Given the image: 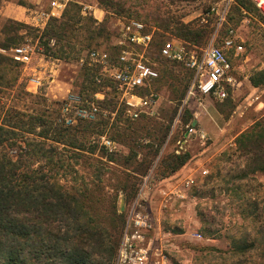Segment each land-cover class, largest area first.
<instances>
[{
    "label": "rangeland",
    "instance_id": "374dc122",
    "mask_svg": "<svg viewBox=\"0 0 264 264\" xmlns=\"http://www.w3.org/2000/svg\"><path fill=\"white\" fill-rule=\"evenodd\" d=\"M52 1L0 0V45L3 46L0 49L31 44L36 52L32 67L38 72L46 71L41 91L31 93L27 90L23 66L0 52L11 60L0 68V107L28 116L42 115L47 121L44 126L47 129L51 126L62 130L74 129V135L69 138L65 132L60 143L48 141L70 161L67 175L61 172V183L87 190L93 213L103 216L108 226L113 222L112 215L116 217L112 224L122 222L123 216L127 219L128 208L148 179L143 203L158 224L159 239L174 264H264L260 251L243 253L234 248L236 242H252L256 236L260 238L259 233L264 230V175L252 174L242 179L240 175L246 171L247 161L235 153L237 138L257 121H264V86L256 88L250 80L254 74L264 70L263 15L259 11L249 12L239 7L234 0L226 21L218 31L212 8L221 7L224 0H131V4L138 8L127 5L126 13L121 15L106 12L100 6L102 0H59L66 4L64 11L77 5L82 8L84 19L92 17L100 24L106 22V25L103 35L95 36L93 40L89 39L90 33L82 22L69 42L58 44L52 41L50 47L54 48V52L65 47V51H74L80 58L57 59L46 52L40 41L39 32H43L52 19L46 27L39 28L35 20H16L4 15L8 8L19 11L26 8L35 11L34 16H37L39 11H50ZM156 9H160L166 17L181 19L185 24L192 23L194 28L207 26L211 34L202 45L195 46L181 40L170 31L154 26L146 18ZM9 20L14 26L8 25ZM119 20L143 22L154 32L155 45L149 55L161 71V80L153 87L159 95V103L154 116L139 122H132L126 116L124 106L112 90L113 86L104 88L99 92V98L93 99L86 80L88 69L98 70L90 65L87 58L92 50L107 51L114 57L117 55L114 44L120 32ZM6 26L18 29L16 42L13 38L9 39V34L6 35ZM100 27L93 25L96 29ZM230 29L236 31L238 43L244 48L240 53L231 51L229 54L238 81L235 91L224 101L200 96L186 101L190 73L184 66L162 59L159 55L161 46L166 41L176 40L202 49L214 37L217 38L216 45H219ZM69 92L83 96L85 109L89 110L95 104L98 107L96 116L88 119L73 110L69 114L73 123L67 124L62 108ZM194 112L201 119L206 117V122L201 123L199 128L208 134L204 142L196 135L188 136L189 127L194 126ZM87 122L93 125L89 133L85 136L81 132L76 134V131L85 130ZM168 127L169 134L163 140ZM132 135L135 138L132 139ZM74 137L80 141L79 144L84 142L87 151L69 147ZM104 140L111 141L114 149L107 148ZM95 144L98 148L90 153L89 148ZM184 153L190 155L187 165L192 166L201 160L200 166L208 172H198L196 182L187 191V198L179 199L163 193L164 189L168 191L164 182L168 178H164L163 174L168 157ZM126 178L135 185L134 196L123 188ZM254 199L258 201L257 206L252 203ZM123 206L125 210H122ZM123 235L124 231L122 239Z\"/></svg>",
    "mask_w": 264,
    "mask_h": 264
},
{
    "label": "trees",
    "instance_id": "16d2710c",
    "mask_svg": "<svg viewBox=\"0 0 264 264\" xmlns=\"http://www.w3.org/2000/svg\"><path fill=\"white\" fill-rule=\"evenodd\" d=\"M127 5L138 8L131 4V0L100 1V6L109 14H125ZM237 5L249 12H260L250 0H237ZM72 7V10L69 8L64 11L61 19H52L47 28L39 32L41 45L47 53L57 59L79 58L76 52L65 51V47L54 52L50 43L54 40L58 44L69 42L82 22H85L87 32L90 33V40L103 35L105 30L106 22L100 24L92 17L86 20L82 16L81 7L77 5ZM146 18L150 19L154 26L166 32L170 31L176 37L195 46L205 44V40L211 34L207 26L194 28L192 23L185 24L181 19L166 17L160 9L148 14ZM7 23L12 27L10 20ZM14 24L26 27L20 23ZM94 24L102 27L93 28ZM17 33V28L9 29L6 26V35H10L9 39L13 38L12 40L16 42ZM2 47L0 45V48ZM8 61L11 60L0 54V68L7 65ZM97 71L90 68L86 72V80L93 99L104 88L114 86L111 81L99 84L96 79ZM187 71L190 73V85L192 73ZM160 80L161 78L158 81ZM250 80L256 88L264 86V70L254 74ZM229 92L231 96L233 93L231 89ZM188 114L191 112L188 111ZM150 118L142 116L131 121L139 122ZM46 124L47 121L42 115L28 116L17 110L5 111L0 107V264H114L126 217L123 216L124 220L116 225L112 224L116 219L112 215L113 222L106 226L104 217L94 214L89 206L87 190L61 183V172L67 175L71 167L70 161L62 156L57 146L48 144V141L60 143L64 133L66 132L70 138L74 135V129L62 130L57 126L47 129L44 128ZM92 128V122H87L85 130L76 131V134L81 132V135L85 136ZM169 131L170 127L164 132L163 140ZM131 138L135 137L132 135ZM79 142L74 137L68 145L77 151H87L84 142L82 144ZM96 148L97 144L89 148V152L94 153ZM158 151L159 149L156 152ZM235 153L247 161L246 171L240 175L242 179L252 174L264 175V121H257L237 138ZM189 159L188 153L169 156L165 161L164 178L177 173ZM110 161H114L113 158H110ZM134 187V183L126 178L124 190L134 196L136 194ZM252 203L257 206V199ZM259 234L260 238L256 236L252 242H236L235 250L243 253L260 251L264 260V230Z\"/></svg>",
    "mask_w": 264,
    "mask_h": 264
},
{
    "label": "built area",
    "instance_id": "2783aa9c",
    "mask_svg": "<svg viewBox=\"0 0 264 264\" xmlns=\"http://www.w3.org/2000/svg\"><path fill=\"white\" fill-rule=\"evenodd\" d=\"M234 0H224L221 7L212 8V14L217 18L218 31L226 21L230 7ZM264 16V0H252ZM66 4L53 0L50 11H39L35 16L36 26L46 27L50 19L61 18ZM120 21V32L116 44L117 55L110 52L92 50L88 54L91 66L98 69L97 82L102 84L109 80L114 84L120 103L124 106L125 114L132 120L142 116H154L157 113L159 95L153 89L161 78L158 63L149 55L154 46V32L139 21ZM217 31V33H218ZM238 35L234 29L228 31L221 45H216L214 37L210 44L202 49L191 47L182 41H166L160 48L162 59L184 66L192 73L187 100L200 96L224 101L230 96L229 90L235 91L238 81L234 74L229 58L231 51L240 53L243 46L238 43ZM0 52L23 66L27 90L38 94L44 86L45 72H38L32 67L35 58V47L23 44L10 49H0ZM84 61V59H82ZM46 64L47 61H44ZM100 93L96 95L99 98ZM83 96L69 92L63 102V115L67 124L73 120L69 114L74 110L77 115L93 119L98 113V107H83ZM196 135L203 142L207 134L189 127L188 136ZM107 148L114 149L111 141L104 140ZM195 182L185 184V190L175 193L179 199H186L187 191ZM148 179L145 187L138 194L137 199L127 211L126 225L123 239L120 243L114 264H174L167 254L164 243L159 239L160 231L153 215L144 206V196L147 193ZM170 196H173L171 194Z\"/></svg>",
    "mask_w": 264,
    "mask_h": 264
},
{
    "label": "crops",
    "instance_id": "0c3cea01",
    "mask_svg": "<svg viewBox=\"0 0 264 264\" xmlns=\"http://www.w3.org/2000/svg\"><path fill=\"white\" fill-rule=\"evenodd\" d=\"M34 13H35V11L29 10L26 8L23 11H19V10H15V9L12 10L11 8H8L5 11L4 15H6L7 17L16 19V20H19V19H21V20L22 19L35 20ZM219 114L222 115V113H220V112H219ZM193 117L195 118L193 120V124L196 123L195 127L198 128L197 130L205 132L203 129H199V128H200V126H202L201 123H203L204 121L206 122V117L201 119L199 114H196L195 112L193 113ZM200 119H201V121H200ZM201 128H203V127H201ZM205 133L207 134V132H205ZM207 136H208V134H207ZM198 139L200 141H202L200 138H198ZM200 162H201V160H200ZM200 162H197V163L193 164L192 166L189 164L188 165L186 164L183 167V169L181 168L182 170L180 169L177 173L168 177V179H166L164 182H166V184H167L166 187L168 188V191L169 190L170 191L168 192L164 189L163 193H166L167 196L173 194V196L176 197L175 193H179V192L185 190L184 186L186 183H188L189 181L196 182V174L198 172H203L204 174L207 173L208 171L205 168H203L202 166H200L201 165ZM170 187H173V188L170 189Z\"/></svg>",
    "mask_w": 264,
    "mask_h": 264
},
{
    "label": "water",
    "instance_id": "95a60500",
    "mask_svg": "<svg viewBox=\"0 0 264 264\" xmlns=\"http://www.w3.org/2000/svg\"><path fill=\"white\" fill-rule=\"evenodd\" d=\"M194 126L196 125V123L193 124ZM122 210H125V206L122 207Z\"/></svg>",
    "mask_w": 264,
    "mask_h": 264
}]
</instances>
